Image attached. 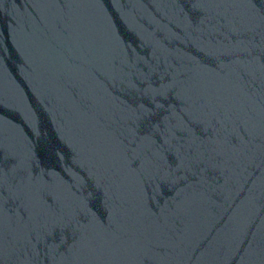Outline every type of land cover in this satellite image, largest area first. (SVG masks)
<instances>
[{"label":"water","instance_id":"obj_1","mask_svg":"<svg viewBox=\"0 0 264 264\" xmlns=\"http://www.w3.org/2000/svg\"><path fill=\"white\" fill-rule=\"evenodd\" d=\"M258 24L242 0H0V264H264Z\"/></svg>","mask_w":264,"mask_h":264},{"label":"snow or ice","instance_id":"obj_2","mask_svg":"<svg viewBox=\"0 0 264 264\" xmlns=\"http://www.w3.org/2000/svg\"><path fill=\"white\" fill-rule=\"evenodd\" d=\"M73 2H75V0H73ZM210 2L219 3L221 5H226V4L230 5V4L236 3L237 0H210ZM242 2L248 8L251 16L256 21L259 22L258 28L261 30H264V6H257L259 3V0H242ZM262 59H264V56H262ZM239 75L241 78H244L248 75V73L246 71H244L243 69H240ZM199 102L205 104V106L212 105L214 107L218 106V105H223L225 103L223 98L219 97V96L212 98V99H207V100L205 97H201ZM194 103H196V101H194ZM145 124H148L149 127H146L143 130V132H141V135H146V134L150 133V123H149L147 115L145 116ZM157 139H159V137H157ZM245 141L250 142V140L248 139V133L247 132L245 133ZM161 147L164 148V150H167L166 142L162 141ZM128 162H129L130 167L135 168L138 164H140V159L138 156H134L132 152H129L128 153ZM166 254H167L166 247L163 245H160L156 248L151 249L150 252L145 255L144 259L148 260V259L152 258L153 256H156V255L163 256Z\"/></svg>","mask_w":264,"mask_h":264}]
</instances>
